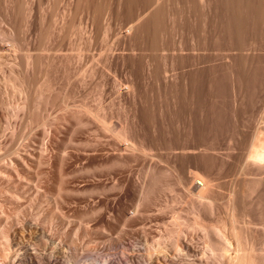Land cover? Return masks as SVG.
Instances as JSON below:
<instances>
[{
	"label": "rangeland",
	"instance_id": "obj_1",
	"mask_svg": "<svg viewBox=\"0 0 264 264\" xmlns=\"http://www.w3.org/2000/svg\"><path fill=\"white\" fill-rule=\"evenodd\" d=\"M256 1L0 0L1 31L22 32L0 34V264H166L153 249L170 253L177 223L198 264L201 230L234 221L247 261L264 264V169L242 158L264 132ZM192 171L211 178L209 203L190 192Z\"/></svg>",
	"mask_w": 264,
	"mask_h": 264
},
{
	"label": "bare ground",
	"instance_id": "obj_2",
	"mask_svg": "<svg viewBox=\"0 0 264 264\" xmlns=\"http://www.w3.org/2000/svg\"><path fill=\"white\" fill-rule=\"evenodd\" d=\"M244 1H247V0H244ZM251 1H253V0H251ZM251 1L249 0V4H251ZM260 1L262 2V0H257L256 2H258L257 4H259L260 3ZM157 3H158V1H156ZM254 3V2H253ZM154 4H156V3H154ZM261 5V4H260ZM260 5H258V6H256L255 7V12L257 11L256 10V8H258ZM155 6H157V5H155ZM253 6V5H252ZM255 6V5H254ZM26 7H28V6H26ZM261 7V6H260ZM29 8V7H28ZM155 8V7H154ZM233 8V7H232ZM27 8H25V10H26ZM161 8H160V6L158 5L155 9H154V11L152 12V17L154 16V17H156L158 14H160L161 13V10H160ZM236 9V10H235ZM259 10L260 9H262V8H258ZM29 10H30V8H29ZM28 10V13L30 12ZM232 10V13H230V15L232 16V17H234V15H235V17L237 16V15H239L240 13L239 12H241V11H238L239 9H237V8H234V9H231ZM254 12V13H255ZM260 12L262 13V11L260 10ZM27 13V14H28ZM228 13V12H227ZM229 13H228V16H230L229 15ZM238 13V14H237ZM259 13V12H258ZM26 14V12H24V16H23V20L24 21H26L27 22V24H28V21L29 20H27L26 18H29V16H30V14H28L27 15ZM242 15H243V13H241ZM256 14H257V12H256ZM259 15V14H258ZM227 16V15H226ZM230 16V17H231ZM240 17H241V15H239ZM238 16V17H239ZM141 17V16H140ZM139 16H138V18H140ZM151 17V18H152ZM137 18V19H138ZM150 18V19H151ZM157 18H159V17H157ZM229 18V17H228ZM156 19V18H155ZM236 19V18H235ZM157 20L158 19H156V23H157ZM226 20H228V19H226ZM231 20H233V18L232 19H230L229 18V21H231ZM240 20V19H239ZM242 20V19H241ZM241 20L239 21V23H238V20L236 19V20H233V22L232 23H234V22H236V24L238 25V24H240V28H241V23L243 22H241ZM155 20H153L152 21V23L154 22ZM225 21V20H224ZM23 22V21H22ZM226 22H228V21H226ZM241 22V23H240ZM135 23V22H134ZM132 24V23H130L129 25H128V28H127V30H130L135 24H137V23H135V24ZM156 23H154V25L153 26H155V24ZM230 23V22H229ZM228 23V24H229ZM231 23V24H232ZM26 24V23H25ZM226 24V23H225ZM157 25V24H156ZM234 25H235V23H234ZM27 26V25H26ZM236 26V25H235ZM237 26V27H238ZM156 27H158L159 28V26L157 25V26H155L154 28H156ZM236 27H234V28H232V29H235ZM240 28H236L237 30L238 29H240ZM11 29H12V27H11ZM157 29V28H156ZM229 29H231V28H229ZM13 30H14V28H13ZM154 30V29H153ZM14 31H16L17 32V30H14ZM14 31H12V30H10V28L8 29L7 27L5 28L4 27V29L1 31V29H0V34H2V41H3V43H5L6 42V40H10L11 38H12V40L15 38V37H17V38H19L18 37V34L21 32H19V33H17V35L15 36V34L14 33H16V32H14ZM195 32H196V30H194ZM233 31V30H232ZM14 32V33H13ZM240 32V31H239ZM240 36L238 35V38H239ZM20 38H22V32H21V37ZM19 38V39H20ZM241 38V37H240ZM239 38V39H240ZM235 39H236V37H235ZM239 39H236L237 40V42H235L234 44H235V47H239V49L241 48V44L242 43H244V41L243 42H240V40ZM242 39H243V37H242ZM242 39H241V41H242ZM16 41H17V39H15ZM14 40V41H15ZM234 40V39H233ZM233 40H232V46H233ZM168 41H170V42H172V40H171V35L169 36V40ZM167 41V43L170 45V43ZM230 41V40H229ZM11 42V41H10ZM20 43V40L19 41H17V42H15V44H17V43ZM12 43H14L13 41H12ZM165 43H166V41H165ZM14 44V45H15ZM213 44V43H212ZM229 44V43H228ZM213 45H215V44H213ZM230 45V44H229ZM18 46V45H17ZM16 45H15V47H17ZM210 46H211V44H210ZM226 46H227V44H226ZM245 46V45H244ZM243 46V47H244ZM242 47V48H243ZM229 48V47H228ZM227 48V49H228ZM230 48H232V47H230ZM233 48H234V46H233ZM237 48H235V49H237ZM241 48V49H242ZM245 48V47H244ZM226 49V48H225ZM232 50V49H231ZM79 55V54H78ZM26 56L24 55V58H25ZM27 58V57H26ZM25 58V59H26ZM28 58H30V57H28ZM28 60V59H27ZM30 60V59H29ZM99 60H100V58H99ZM98 61V59H96V62ZM100 62V61H99ZM99 62H97V65H98V63ZM23 63V62H22ZM30 63H31V61H30ZM26 64H29V63H26ZM24 65V64H23ZM92 70H93V68H92ZM19 71V70H18ZM91 71V70H90ZM89 71V72H90ZM19 72H21V71H19ZM18 72V73H19ZM13 74L15 73H17L16 71L15 72H12ZM17 73V74H18ZM12 74V75H13ZM21 73H19V75H20ZM23 74L24 75H18V77H19V79L17 78V76L16 75H14V76H16V80H19V82L17 81V83L18 84H16V85H20V86H22V87H24V86H26V84H28V79H27V77H26V74L23 72ZM82 75V74H81ZM82 77H84V75L82 76ZM82 81V80H81ZM16 83V82H15ZM17 87V86H16ZM22 87H19L20 89L22 88ZM28 87V86H27ZM27 87H25V88H23V90H26L27 89ZM22 90V89H21ZM22 92V91H21ZM25 92H27V91H25ZM25 94V93H24ZM81 105H83V104H81ZM86 105V104H85ZM81 107V106H80ZM82 107H84V106H82ZM87 107V106H86ZM82 109V108H81ZM89 106L87 107V109H84L85 111H87L88 113H89ZM94 109V108H93ZM96 109V108H95ZM91 110V109H90ZM81 111V110H80ZM82 112V111H81ZM91 112H93V111H91ZM90 112V113H91ZM95 112V111H94ZM83 113H84V111H83ZM96 113V112H95ZM94 113V114H95ZM85 114H87L86 112H85ZM93 114V113H92ZM88 115H91V114H88ZM97 116H99V115H97ZM92 117H93V115H92ZM100 117V116H99ZM98 118V117H97ZM96 118V119H97ZM92 119H94V117L92 118ZM95 119V120H96ZM100 119V118H99ZM98 119V120H99ZM102 119V118H101ZM103 120V119H102ZM257 120V119H256ZM100 121V120H99ZM96 122V121H95ZM97 123V122H96ZM100 123V122H99ZM101 123L102 124H104V120H103V122L101 121ZM118 124V123H117ZM256 124V123H255ZM262 124V123H261ZM101 125V124H100ZM107 125V124H106ZM119 125V127L120 128H124L125 130H127V132L126 131H120V132H118V134H117V136H115V137H117L118 138V140L123 144V146H125V147H127L128 148V150L130 149V150H139V151H141V152H144V151H142V149L141 148H144V147H141V145H140V143H137L136 141H133V140H135L134 139V137H132V138H130V136H131V132L129 133L130 134V136L127 134L129 131H128V128L126 129V127H128V126H123L122 124H118ZM117 125V126H118ZM121 125H122V127H121ZM264 125V124H263ZM102 126H104V125H101L100 127H102ZM117 126H114V127H116L115 129H118L117 128ZM105 127V126H104ZM107 127V126H106ZM257 127H259V126H257ZM263 126H261L260 128H262ZM108 128H109V125H108ZM115 129H111L112 131H114ZM257 129V128H256ZM264 129V128H263ZM110 130V131H111ZM122 130V129H121ZM260 130H262V129H260ZM260 130H254L255 132L252 134V138H251V140H250V142H249V144H248V147H246V154H244L245 155V157H242V158H244V160L246 161L245 163H247V164H249V165H252L253 167H250V168H254V167H257L259 170H262L261 168H263L264 169V132L263 131H260ZM111 131V132H112ZM117 131V130H116ZM119 131V130H118ZM116 132H114V134H115ZM113 134V133H112ZM116 135V134H115ZM249 141V140H248ZM136 143L141 147H139V146H137L136 145ZM248 143V142H247ZM246 144V143H245ZM244 144V145H245ZM247 145V144H246ZM145 150V149H144ZM245 150V149H244ZM139 151H138V153H139ZM131 152V151H130ZM137 151H135V153H136ZM145 154L147 153V152H144ZM143 153V154H144ZM244 153V152H243ZM244 160H242V161H244ZM248 165V166H249ZM245 167H246V165H244ZM244 168V167H243ZM247 168V167H246ZM256 169V168H255ZM257 169V170H258ZM247 170H249V167H248V169ZM247 170H245V171H247ZM251 170V169H250ZM253 171H254V169H252ZM244 172V171H243ZM250 172V171H249ZM248 171L247 172H245V175L247 174V173H249ZM255 172V171H254ZM257 172V171H256ZM255 172V173H256ZM260 171H258V173H259ZM263 172H264V170H263ZM251 173V172H250ZM262 173V172H261ZM260 173V174H261ZM192 175L191 176H193V178H194V180H195V182H194V184L191 186V189H190V192L192 193L193 192V194H194V197H196V199H197V197H199V198H201V199H199V202L200 203H209L208 201H206V202H204V200H202L203 198H204V194H203V192H204V190L207 188H209V183L210 184H212L210 181H211V178H210V180L206 177V176H208V175H206V176H202L201 174H200V172L199 173H196V171H192V173H191ZM254 174V173H253ZM263 174V173H262ZM261 174V175H262ZM247 175H249V174H247ZM261 175L259 176V177H261ZM263 179V178H262ZM259 180H261V178H259ZM214 185V184H213ZM206 189V190H207ZM211 189V188H210ZM205 190V191H206ZM207 193H211V192H207ZM212 194V193H211ZM188 195H189V193H188ZM213 195V194H212ZM193 196V195H192ZM191 196V197H192ZM207 196H208V194H207ZM189 198H190V196H188ZM214 196H212V198H213ZM193 198V197H192ZM215 198V197H214ZM206 199V198H205ZM195 199H193V201H194ZM206 200H208V199H206ZM214 201V200H213ZM198 202V201H197ZM211 202V201H210ZM191 203V202H190ZM199 203V205H201ZM212 204V203H211ZM210 204V205H211ZM194 206H196L195 204H194ZM193 207V206H192ZM198 207V206H197ZM196 207V208H197ZM203 207V206H202ZM205 207H207V206H205ZM204 208V207H203ZM206 209V208H205ZM235 219V218H234ZM233 219V220H234ZM195 221V220H194ZM232 221V220H231ZM196 222H200V221H196ZM238 222V221H237ZM244 222V221H243ZM177 223V222H176ZM193 223V222H192ZM245 223V222H244ZM250 223V222H249ZM195 224V223H194ZM194 224H192V225H194ZM199 224L200 223H197V226L198 227H200L201 226V224H200V226H199ZM230 224H232V223H230ZM234 224H235V221H234ZM234 224L232 225V228L230 229V233H226V231H224V229H223V227L221 228V227H218V226H214V227H212V229L210 230V231H208L209 229H210V227H209V229L207 230V228L204 226V228H206V229H204V230H201V231H204L201 235H203L202 236V238H203V241H204V238H207L206 240H207V242L204 244V245H202V247H201V253L202 254H207V258L204 260V259H200L199 260V263L198 264H216V263H221V264H251V263H249V261H247V256H248V252H249V250H247L246 251V249H249V248H247L246 246H245V244L247 243L246 241H244L246 238V236L244 237L243 236V238H245V239H242V234L240 233L242 230H240L241 229V225H238V226H236V227H240V228H238V229H236L237 231H240V232H237L236 230H235V226H234ZM179 224L177 223V226L174 228L173 227V229H170L171 230V232L169 233L170 234V237H169V239H171L170 241H171V244H170V246H171V249H170V253L167 251V249H161V248H163V246L161 247V248H154L153 250L154 251H156V253L158 252L159 254V258L163 261V262H167L168 264H180V262H182L183 264H195V262H194V260L192 259V258H188L187 257V254L185 253V254H182L181 253V250H182V248L180 247V243H178V241H177V239H178V236L182 233V227H180V225L178 226ZM248 225V224H247ZM196 226V225H195ZM244 227V226H243ZM249 228L251 227V225H249L248 226ZM202 228V227H201ZM225 228V227H224ZM245 228H246V226H245ZM245 228H243V233L244 232H246L247 231V229H246V231H244L245 230ZM248 228V229H249ZM262 228H263V225H262ZM203 229V228H202ZM251 229V228H250ZM264 229V228H263ZM262 229V230H263ZM169 230V231H170ZM200 230V229H199ZM207 232H209V233H212V236H210L211 234H209V233H205L206 231ZM249 231V230H248ZM247 231V232H248ZM263 233V232H262ZM168 234V235H169ZM241 234V235H240ZM209 235V237H207ZM213 235L215 236V238H216V240L214 239H212L214 242H210V240H208V238H210V237H213ZM245 235H246V233H245ZM248 236V235H247ZM2 237H4V236H2ZM249 238V237H248ZM264 238V237H263ZM211 239V238H210ZM185 241H184V245H186L187 247L186 248H189V250L192 248V246L194 247V245L192 244V242L190 241V239L188 238H185L184 239ZM247 240V239H246ZM251 240V239H250ZM168 241V240H167ZM248 241V240H247ZM243 242L245 243L244 245H243ZM262 243H264V242H262ZM249 244V243H248ZM250 245V244H249ZM165 247V246H164ZM246 247V248H245ZM249 247H251V246H249ZM187 250V249H186ZM264 252V251H263ZM171 254V255H170ZM194 254V253H193ZM250 254V253H249ZM260 254H262V252L260 251ZM4 255V254H3ZM173 255H177L179 258H177V260H175V259H173L172 257H173ZM195 255V254H194ZM197 255V254H196ZM188 256H193V255H188ZM250 256V255H249ZM263 260H264V253H263ZM202 257V256H201ZM158 258V257H157ZM158 258V259H159ZM17 260H19L20 262H23L22 264H24L26 261H27V258H25V257H23V256H20V257H18V259ZM202 261H204V263L202 262ZM166 263V264H167ZM181 263V264H182ZM38 264V263H37ZM263 264V263H262Z\"/></svg>",
	"mask_w": 264,
	"mask_h": 264
}]
</instances>
